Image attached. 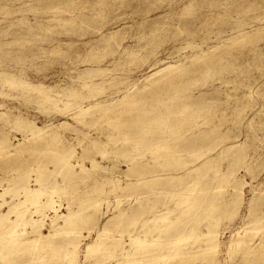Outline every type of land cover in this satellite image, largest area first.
<instances>
[{"label":"bare ground","instance_id":"obj_1","mask_svg":"<svg viewBox=\"0 0 264 264\" xmlns=\"http://www.w3.org/2000/svg\"><path fill=\"white\" fill-rule=\"evenodd\" d=\"M230 1L235 5V10L241 14L254 12L259 5L264 6V0H215L210 2V5L218 3L215 7L220 8L226 6ZM85 3V0H37L34 7L39 11L53 12V15L45 16L47 18L42 17L44 19L42 21H56L61 25L64 23L73 25L84 24L93 19H105L108 6L111 9L119 10L122 2L94 0L89 4ZM125 4L123 1L124 6ZM80 5V10L76 11V7ZM161 6V8L164 7ZM194 6L190 7L193 12L201 8ZM6 7V3L0 4V12L5 11ZM84 8L88 9V12L83 11ZM170 14L171 12H168L163 15L169 17ZM218 14L211 12L193 14L196 20L190 22L186 29L189 34L193 35L210 32L211 21H215ZM128 15L130 16V13ZM141 17L143 18V16ZM145 17L144 15V19H146ZM261 17L256 15L251 18H254V22L255 20L259 22ZM5 18L7 17L4 16V19H0L6 23V28H1L0 32L2 31V36L8 37L10 29L16 22ZM246 19L237 23L244 24L249 20ZM17 20L20 26H31V30L50 24H42L43 22L37 18L34 23L26 22L24 16ZM133 22L135 23V21ZM260 23L255 24L253 28L249 26L250 29L247 27L249 30L242 29V27L236 30L238 27H233L236 30L234 33L231 32L224 37L220 36L216 42L211 41L213 43L206 46L207 50L203 51L200 47L186 54L185 57L178 59L175 57L176 60L169 62L170 64L166 66H159V61L156 59L155 62H157L154 65L144 68L150 72L142 74L139 80H142L144 84L141 87H136L138 81H134L126 87L125 82L131 83L133 79L131 76L121 73L122 79L119 83H123L120 85L124 88L120 86L119 89L108 91L104 95V99L102 98L103 100L97 99L94 102L96 99L94 98L90 103L88 101L91 99V94L100 85L95 80L96 75L106 73L100 66H96L97 62L95 63L92 59L85 60L86 64L81 68V71H78L79 74L74 76L68 84H64L62 89L55 90L52 89V85H46L49 81L36 80L35 75L39 76L37 73L40 72L28 69L33 67V64L37 65L38 60L41 59V53L37 54L34 47L31 52H26L19 46H26V43L36 40L34 37L37 36L30 38L31 36L18 35L0 41L7 45L3 46L0 51L1 97L4 95L15 96V94L8 93L9 90L27 92L28 99L30 98L32 102L36 103L39 109L43 106L45 109L54 107L58 112H67L69 117H72L71 119H78L82 122L90 117V120L94 121L93 127L97 126L103 129L99 136L89 139L86 144L84 142L89 136L88 133H85V138L78 139L77 144L63 145L64 143L61 144V141L64 132L61 130L70 127L73 122L71 123L69 120L49 121L47 125L45 124V129H40L37 124L26 121L19 113L16 114L12 110L13 113L7 110L5 112V110L2 111L3 109L2 112L0 111L1 121L15 123L23 129L25 134L28 133L24 134V138L21 137L23 140H19L14 146L6 138L0 139V169L8 174L6 181L17 184L16 188L5 189L4 186V192H0V206L9 204L6 212H0V264H107L111 261L115 262L113 264L225 263L220 257L217 258L210 252L221 247V238L224 233L220 231L221 224L239 215V204L244 193L241 186L245 183L241 182L238 176L235 179L238 181L236 184L240 186H212L210 182H207L209 179L206 177L198 181L197 178L200 175L213 170L218 160L217 155L201 161L187 171L188 175L194 176V180L191 182L185 181L184 174L162 177L158 175L159 171L145 180L134 174V179L128 181L124 175L110 173L111 175L107 176L108 172L103 169L98 173H90L98 167L95 158L91 159L92 165L89 167L84 162L86 153H93L97 149H101L102 152L103 146L111 144V148L117 149L119 156L126 160L129 169L134 167V163L141 166L147 165L137 162V160L149 156V153L156 154L155 152L161 148H164L161 154L164 152L165 154L163 156L156 154L157 157L152 158L154 161L161 162L158 165L160 168H183V165L178 166V161L183 154L186 153L191 158L192 156L198 158L199 155L201 156L200 149L211 148V145L207 144L209 140L214 142L221 139V143L218 145H221L222 151L225 152L238 148L248 141L250 142L249 148L247 147L249 150H244L250 153L247 163L255 165L253 180L264 183L262 178L259 179L260 172L264 170V156L261 155L264 151L261 150L262 153L259 154L257 150L260 147V141L262 143L260 132L264 130V119L262 120L261 109L254 108L256 104L251 96L252 89L255 87L253 84L256 83L255 80L264 70L263 62L254 56L251 51L252 46H250L257 43V45H262V41L264 42V23L262 24V21ZM115 26L118 28L117 25ZM195 26L197 29L193 30L192 28ZM244 27L246 26L244 25ZM119 29H107V32H100L95 40H84L83 45H91L90 48H93L99 42L115 37ZM149 30L147 34H153L155 26L152 25ZM215 33L219 34L218 31ZM30 35L32 34L30 33ZM238 36L249 40L251 44L243 41L235 46L232 42ZM251 39H254L256 43ZM95 41L98 43L94 44ZM74 42L66 41L67 44H74ZM10 43L17 44V46L9 47ZM109 45L107 43L106 46H100L98 51H107ZM185 46L180 45L179 51L188 47H197L196 42L191 41H188ZM246 46L248 50L245 49ZM37 48L39 49L38 46ZM90 48L85 50L87 55L91 51ZM40 49L45 50L46 47ZM119 49L128 54L135 53L129 46L119 47ZM74 53L77 54L76 51H73L72 55ZM74 59H76L75 56ZM162 59L165 60L163 57ZM76 62L68 63V68L75 70ZM27 63H30L31 66ZM186 63L188 65H184ZM155 66L159 67L155 68ZM55 70L54 72H57ZM166 70L170 71L154 77ZM46 74L48 75V72ZM110 78L113 77H109V80ZM209 78L212 81L211 84L220 81V85L217 83L212 85L213 88H209L210 90L199 91V94L195 93L196 87L205 85ZM261 85H264V81L261 82ZM8 88L10 89L8 90ZM219 96H221L220 102H218ZM241 102L244 103L241 104ZM4 104L1 102L0 106H7ZM12 105L15 106L13 103ZM90 108L94 109L90 111ZM251 111L252 116L247 118L245 123L246 117L243 115ZM22 112L24 113V111ZM239 119L240 122H238ZM24 121L27 122L26 127L21 126ZM250 121H253L251 122L253 125L246 129L245 138L241 139L242 123L245 127L250 124ZM48 133H52L51 138L43 143H34L38 141V137L42 139ZM5 135L6 133L4 137ZM78 146L82 153L77 155ZM12 147L14 151H12ZM241 148L236 150L235 154ZM27 154L29 156H26ZM42 155L50 156V160L48 162L37 160ZM50 163L53 164V169L49 168ZM56 168L61 174L59 179L55 173ZM76 168L79 169L75 171ZM33 171H35V180L33 181L37 184L35 188L29 185V183L32 184L30 177ZM157 180H164V182H155ZM108 185H112L111 188L107 189ZM249 187L253 188L251 185ZM144 188L145 191H141ZM11 192L20 197L17 202L15 199L12 202L4 199V196ZM259 192H262L259 196L264 194V190ZM95 193H98L97 197H94ZM160 195L163 197L158 198ZM59 196L67 199V209L64 214L59 213L55 206L56 197ZM255 198L257 199L256 196ZM102 200L103 202L100 203ZM106 203L108 206L114 203L113 206L111 205L112 211L115 212L114 215L106 218L104 224H100L99 219L89 222V219L94 216L98 218L97 213L101 214V209ZM157 205H165V207L156 211L154 207ZM260 207V205L259 207L250 205L248 220L238 229L236 227V232L233 233L231 230L233 239L229 244L226 243L228 248L226 250L229 253L228 261L229 259L233 261L239 256V264H264V217L260 215V211L258 212ZM46 218L49 219L48 222H46ZM84 228L88 229L89 233L87 234L89 235L95 230L96 236L86 241L87 235L85 236L82 231ZM233 229L235 230V228ZM256 238L258 239L256 240ZM81 257H84L86 261H83ZM198 260L200 263H197Z\"/></svg>","mask_w":264,"mask_h":264},{"label":"rangeland","instance_id":"obj_2","mask_svg":"<svg viewBox=\"0 0 264 264\" xmlns=\"http://www.w3.org/2000/svg\"><path fill=\"white\" fill-rule=\"evenodd\" d=\"M85 1H86L85 4H87V3L89 4L90 2H92L94 0H85ZM118 1L122 2L120 4L121 8L119 10H115L113 8L111 9L110 6H108L107 15H106L105 19H93V20L85 22L84 24H73L74 25L73 26V25L66 24V23L61 25V24H59V22H56V21H53V22L42 21V20H44L42 17L53 15L52 14L53 12H47V11L44 12V11L36 10L34 7V4H36L37 0H36V2H35V0H27V1H25V0H0V4H3V3L7 4L6 10L0 12L1 13L0 19H4V16H5L8 19L14 20L16 22V24H14L13 27L10 29V31H9L10 34L8 35V37L2 36L1 35L2 31L0 32V41H2L3 39H6V38L9 39L12 37H16L18 35L19 36L22 35L23 37H30L31 36L30 38H33V36H37V37H34V39L36 38V40H33V41H31V43H28V44L26 43V46L25 45L24 46L19 45V46L22 47L26 52H31V50L35 48V51L37 54L41 53L40 54L41 59L39 58L40 60H38L39 62H37V65L35 64L36 66H34V64H33L32 65L33 67L28 68V69L30 71L34 70L36 72L37 71L40 72V73H37L39 76L35 75L36 80L45 81V82L49 81L48 83H46V85H48V84L52 85V89H55V90L62 89L63 88L62 86H65L64 84H68L70 81H72V78L74 76H76L77 74H79L78 71H81V68L85 66V64H86V62H84L85 60L92 59L93 61H95V63L97 62L96 66H98V67L100 66L103 71H106V73H102V74L100 73V74L96 75L97 77H95V80H97V82L100 83V85H98L99 87L95 88L94 93L91 94L92 100L90 99L88 101L90 103L91 101L93 102L94 98H96L94 100V102L97 99H99V100H101L102 98L104 99V97H105L104 95H106V93H108V91L110 92L112 90H115L117 88L119 89L121 87L124 88V86H121L123 83H119L122 79L121 73L129 75L133 79L131 83L129 81L125 82L126 85L125 84L124 85L126 87L131 85L134 81H138L136 87H141L142 84H144V82H142V80H139V79H141V76L144 72H145V74H147L149 71V70H145V69L150 67V65H152V64L154 65L157 61H159V66H166V65L170 64L169 62L176 60L175 57L177 59L181 58V57H185L186 54H189L192 51L199 49L200 47H201V49H203V51L207 50V47L211 43L216 42L217 39H220V36L221 37L227 36V35L231 34V32L234 33L236 30L241 29V27H242V29L249 30L250 28H253L255 24H258L261 21H262V24L264 23V18H263L264 17V15H263L264 14V10H263L264 6L262 7L261 5H259L258 9L254 12H249L247 14H245V13L241 14L235 10V5L231 1L228 2V4H226V6H222L220 8L215 7L218 3L210 5V2H214L215 0H118ZM123 1H124V3H126L125 6L123 5ZM161 5H163L165 8L164 7L161 8L162 7ZM194 5H196V7L200 6L201 8L198 9L196 12H193L192 10H190V7L194 6ZM168 6H169V8H168ZM124 7H127V8H124ZM173 7H174V9H173ZM80 8H81V5L77 6L76 11H79ZM166 8H168L167 11H166ZM153 10L155 13L152 12ZM185 10H187V11H185ZM83 11L88 12V9L84 8ZM168 12H171L169 17L163 15V14H167ZM189 12H190V14H189ZM198 12H203V13H210L211 12L213 14H216V13L217 14L219 13V14L216 15L215 21L214 20L211 21L212 26L210 27L211 28L210 32H206L205 34L204 33L196 34V35L189 34V31L186 29L187 25L190 22H193V20H196L195 19L196 17L193 14H196ZM129 13H130V16L128 15ZM151 14H153V15H151ZM37 15H39V16L37 17ZM40 15H43V16H40ZM144 15L146 16L145 17L146 19H144ZM251 15L252 16H256V15L262 16L261 21L258 22L257 20H255V22H254L253 21L254 18H251L252 17ZM2 16H3V18H2ZM22 16H24L26 18V22L31 21L32 23H34V22H36L35 20L37 18V19H40L41 22H43L42 24H44V23L45 24L46 23H50V24L54 23L55 24L56 23L57 26H55L56 24L55 25L53 24L52 26L49 24V26L43 25L42 27H39V28L36 27V28H33L31 30V28H32L31 26L25 25L23 27L17 23L18 22L17 19H21ZM128 16H129V20H128ZM139 16L140 17L143 16V18L142 17L140 18ZM245 17L248 18L252 22H250L248 20V22H245L244 24L237 23L238 21L241 22L242 20H247ZM7 18H5V19H7ZM45 18H47V17H45ZM117 19H119V20H117ZM133 21H135V23ZM118 22L121 24H119ZM5 24H6L5 21H2V20L0 21V30L3 27L6 28ZM31 25H36V24H31ZM115 25H117L118 28H116ZM122 25H124V26L120 27ZM152 25L155 26L154 33L153 34H147L150 31L149 29L152 27ZM244 25L246 27H244ZM249 26H250V28H249ZM233 27L234 28L238 27V28L235 30V29H233ZM48 28H51V29H48ZM103 28H104V30H103ZM107 29L108 30H110V29L118 30L119 29V31L116 33L115 37H113L110 40L102 41V42H99V40H98L100 45L97 44L93 48H90L91 45H89V46L83 45L84 40H88V39L95 40L97 38V35H99L100 32H107L108 31ZM192 29L193 30L197 29V27L195 26V28H192ZM38 30H39V32H38ZM215 31H218L219 34H216ZM30 33L32 35H30ZM55 34H57V35H55ZM59 35H61V36H59ZM60 37L62 38V40ZM65 39H66V41L72 40V42H74V40H75V42H74V44H67ZM209 40H210V42H209ZM251 40H252V42L256 43L254 39H251ZM188 41L189 42L190 41L196 42L197 47L196 46L194 48L188 47L182 51H179L180 45L183 47H186L185 45H187ZM211 41H213V42H211ZM243 41L251 44V42L249 40H244V38L241 36H238V38L236 40H234L232 43L235 46H238V44H240ZM54 42H56V43H54ZM98 42L95 41L94 44H96ZM107 43L110 44L109 45L110 47L107 51H98L100 49V46H106ZM257 44L250 45V46H252L251 51L253 52L254 56L258 60L260 59V61H262L264 64V47H263L264 42L262 41V43H261L262 45H257ZM12 45L15 47L17 46V44H13V43L8 44L9 47H12ZM28 45H29V47H28ZM3 46H7V45H5L3 42H0V51L2 50ZM37 46L39 47V49L37 48ZM78 46H79L80 50H79ZM124 46H129L131 48V50L135 51V53L134 54H128V53L121 52L120 49L118 50L119 47H124ZM32 47H34V48H32ZM41 47H46L47 50L46 49L42 50V49H40ZM81 47L82 48L84 47L83 50H81L82 49ZM87 47L91 49V51L88 55L85 53V50L88 49ZM239 49H240V47H239ZM245 49L248 50V47L246 46ZM73 51L74 52L76 51V53L78 55L75 53L72 55ZM169 51H172V52H169ZM176 52L177 53L179 52L178 55ZM74 56L76 59H74ZM86 56H89V57L86 58ZM164 56H166V57H164ZM162 57L165 58V60L162 59ZM156 59H157V61L155 62ZM47 60H49L50 62ZM77 60H78V62H76ZM43 61H44V64H43ZM51 62H53V63H51ZM71 62H76V65L78 68V69L76 68L77 70L76 69L72 70V69L68 68L69 67L68 63H71ZM58 63H59V65H58ZM27 64H29L31 66L30 63H27ZM41 64H43V65H41ZM52 65H53V67H52ZM184 65H188V64L186 63ZM159 66H155V68H157ZM32 68H34V69H32ZM42 69H43V71H42ZM58 69H60V72H58ZM54 70L57 72H54ZM65 70H66V72L64 73ZM169 71L170 70L163 71L162 73H160L154 77L161 76L163 74L168 73ZM46 72H48V75L46 74ZM41 74H42V76H41ZM66 75H67V77H66ZM109 77H113V78H110V80H109ZM261 78H262V80H261ZM67 79H68V81H67ZM58 81H60V82H58ZM103 81H105V82H103ZM260 81L261 82L264 81V70H262V73L259 75V78H257V80H255L256 83L253 84V87L254 86L255 87H254V89H252V94H251V96L253 97L252 99L256 104V107H254V108L261 109V116L263 117L262 118V120H263L264 119V96H263L264 85H261ZM211 82L212 81L209 78L208 82L205 85L197 86L195 93L199 94V91L204 92L205 90H208L209 88H213L212 85H216L217 83H218L217 85H220V83H219L220 81H217L214 84H211ZM9 89L10 88H8V90ZM8 93H10V94L12 93L13 95L15 94V96L4 95V97H5L4 98L3 96L1 97V95H0V103L2 102V104L5 103L4 105H7V106H0V111L3 109L2 111L5 110V112H6V110L7 111L12 110L16 114L19 113L26 119V121H31L32 124L33 123L37 124V127L40 129H45V126L48 124L47 122H49V121L60 122V121H64V120H69L71 123L73 122L74 124H76V125H74L72 123V125H70V127H68V128L66 127V129L63 128L61 130L62 132H64L63 139L61 141V144L64 143L63 145H69L72 143L77 144L78 139L80 140V139L85 138L84 137L85 133H88L89 136L86 137V140L84 142V144H86V142L89 139H93V138L99 136L100 133L103 132L102 128H98L97 126L93 127L92 124L94 123V121L90 120V117H87L83 122L81 120H78V119L74 120V119H71L72 117L71 118L69 117L67 112H65V113H64V111L58 112V110H56L54 107L52 109H49V108L45 109L44 106L41 109L37 108L38 107L37 104L32 102L30 100V98L28 99L29 95L27 92L18 91V90H9ZM218 98H219L218 102H220L221 96H219ZM11 99H12V101H11ZM12 103L15 104V106L12 105ZM242 103H244V102H241V104ZM8 106L9 107L12 106V107L9 108ZM17 107H19V108H17ZM93 109L94 108H90L89 110L92 111ZM22 111H24V113ZM22 113L23 114L26 113V114L23 115ZM251 114H252V111L247 113V114L245 113L243 115L244 117H246L245 123L252 116ZM62 116L64 117V119ZM58 118H60V119H58ZM26 121L22 122L21 126L26 127L27 126ZM8 122L9 121L4 122V121L0 120V139L6 138L9 141V143L14 146L19 142V140H23L22 138H24L25 132L23 131V129H21L19 126H17V124L11 123V122L8 123ZM238 122H240V119L238 120ZM251 122H253V121H250L249 122L250 124L246 125L245 127H243V123H242V129L240 132V138L241 139L245 138V134L247 133L246 129L252 127L253 123H251ZM76 126H78V127H76ZM242 132H243V135H242ZM5 133H6V135L4 137ZM260 133H261L260 139L262 140V143L260 141V147L257 149L259 154L262 153V152H260L261 150L264 151V130L261 131ZM27 134L28 133H26L25 135H27ZM12 136H14V137L11 138ZM51 137H52V133H48L42 139H40L38 137V141H35V142L32 141V143L33 142L34 143H43V141H46ZM68 137H70V138H68ZM220 141H221V139L218 141H214V142L213 141L211 142V140H209L207 144L211 145V148L200 149L199 152L201 151L200 152L201 156L199 155L198 158H193V156L191 158L190 155H187L186 153L183 154L182 158L178 161L179 162L178 166L183 165V168L182 167H179V168L175 167L174 169H172V167H166L165 169L160 168L158 165L161 162L154 161V160H152V158L157 157L156 154L162 153L161 151L164 150V148H161L157 152H155L156 154L149 153V156L142 157L139 160H137V162H140L143 164L146 163L147 165H145V166H147V167L141 166L137 163H134V165H133L134 167L129 169L126 160L119 156V154H118L119 152L116 151L117 149L113 150L111 148V146H110L111 144L110 145L107 144V145L103 146L104 147V148H102L103 153L101 152V149H97V150L93 151V153H89V154L86 153V159H85L84 163H86L87 166L89 167L92 165L91 159L95 158L98 162V167H96L90 173H92V174L98 173V172H100L101 169H103V171L108 172L107 176H110L111 174H114V173L116 175L119 174L120 176L124 175V177L128 181L134 179V177H133L134 174L138 175L136 177H140V179L143 178V180H145L146 178L153 176V174H157V172L159 171L158 175L162 176V177L179 176L180 174H184L183 178L185 179V181L191 182L192 180H194V176L188 175L187 171L190 170L191 168L195 167V165L199 164L201 161L208 159L211 156L217 155L218 160H217V163L214 165L213 170L208 172V173H205L204 175L203 174L200 175L197 178V180L199 181L201 178L205 179V177H206V179H209L207 182H210L211 183L210 185H212V186H217V185L240 186V185L236 184V182H238V181L235 178L238 176L239 179L241 180V182H243L245 184L243 186H241L243 188L242 192H244V193H243V199L240 201V204H239V206H240L239 215L234 217L233 219L226 220L225 222H223L221 224L220 231L224 232L223 236L221 238V242H222L221 247L216 249V250H213L210 253L213 255H216L217 258L220 257L222 260H224L225 263H223V264H230V263L231 264H239V261H238V259L240 258L239 256L233 261L230 259L228 261L229 253L227 251L228 250L227 244H229L230 241L233 239L232 234L234 232H236V230L239 227H241L243 225V223H245L248 220V216L250 214V208H248V207L250 205H257V207H259V205H260L261 207L258 209V212L260 211V215L262 217H264V194L259 196V194H262V192H259V191L264 190V183L256 182L255 180H253V177H254L253 169H254L255 165L253 166V165L247 163V160L250 158V153L246 152L245 150L250 145V142L245 141L244 144L239 146L238 148H233L232 150L225 152V151H222V146L218 145L219 143H221ZM77 148H78L77 152H76L77 155L79 153L81 154L82 153L81 148L79 146ZM239 148H241V149L239 150V152L237 154H235L236 150H238ZM11 149H12V151H14L13 147ZM247 150H249V149H247ZM177 153L179 154V152H177ZM263 153L261 154L262 156H264ZM164 154H165V152L163 154H161L160 156H163ZM26 156H29V154H27ZM37 160L48 162L50 160V156L42 155V156H39L37 158ZM52 167H53V164L50 163L49 168L53 169ZM77 169H79V168H76L75 171H77ZM184 170H185V172H184ZM122 172H124V173H122ZM0 173H1L0 174V192L3 193L4 190L8 189V188H16L17 184H14L13 182L10 183V181L8 182L5 180L6 178H8V174L3 169H0ZM55 173H57L58 179H59L61 174H60V171L58 170V168L55 169ZM120 173H122V174H120ZM260 173H261V175H260L259 179L262 178L264 180V170L261 171ZM30 178H31L30 181H32L31 182L32 184L29 183V185L32 188H35L37 186L35 181H33V180H35V171L31 172ZM155 182H164V180H157ZM252 182H254V183H252ZM250 185L253 188L249 187ZM111 186L112 185H108L107 189L111 188ZM256 188H257V190H256ZM249 189L253 190V191H250ZM230 190H231V188H230ZM141 191H145V188ZM255 191H257V192H255ZM254 192H255V194H254ZM11 195H13V192L7 193L4 196V199L8 200L9 202L14 201V199H15V202H17L20 199V197H18L16 195H13V196H11ZM97 196H98V193H95L94 197H97ZM255 196L257 197V199L255 198ZM8 197H9V199H8ZM107 197H109V196H107ZM162 197H163V195H160L158 198H162ZM111 198H113V197H111ZM243 200H245V201H243ZM102 202H103V200L100 201V203H102ZM66 203H67V199L64 198L63 196L62 197L61 196L56 197L55 206L59 210V213H61V214L66 213V209H67ZM111 205L113 206L114 203H112ZM111 205L109 204V206H108V204L106 203L101 209V214H100V212L97 213L98 218L94 216V218L89 219V222H91V221L94 222L95 220L99 219L100 224H104V222L108 219V217L109 218L112 217L115 213L114 211H112ZM167 205L170 206V204H167ZM8 206H9L8 203L0 206V212L1 213L6 212V210L8 209ZM164 207H165V205H157L156 207H154V210L158 211ZM103 211H105V212H103ZM110 212H111V214H110ZM243 216H244V219H242ZM48 220L49 219L46 218V222H48ZM263 223H264V221H263ZM236 227H237V229H236ZM233 228H235V230ZM45 230H47V229H45ZM231 230L233 233L231 232ZM82 231L84 232L85 236L87 235L86 241H88V239L91 240L92 238H94L96 236L95 230L92 231V233H91L92 236H91V234L90 235L87 234V233H89L87 228H84ZM229 231L231 233H228ZM224 235H225V237H224ZM230 236H232V237H230ZM229 238H230V240H229ZM257 239L258 238H256V240ZM82 258H83V261H86V259H84V257H81V259ZM92 261H94V260H92ZM113 263H115V262L111 261L110 263H107V264H113ZM197 263H200V261L198 260ZM189 264H193V263H189Z\"/></svg>","mask_w":264,"mask_h":264}]
</instances>
